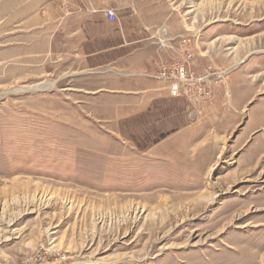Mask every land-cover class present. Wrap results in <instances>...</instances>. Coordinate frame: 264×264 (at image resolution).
Returning a JSON list of instances; mask_svg holds the SVG:
<instances>
[{"label":"rangeland","instance_id":"obj_1","mask_svg":"<svg viewBox=\"0 0 264 264\" xmlns=\"http://www.w3.org/2000/svg\"><path fill=\"white\" fill-rule=\"evenodd\" d=\"M0 264H264V0H0Z\"/></svg>","mask_w":264,"mask_h":264},{"label":"built area","instance_id":"obj_2","mask_svg":"<svg viewBox=\"0 0 264 264\" xmlns=\"http://www.w3.org/2000/svg\"><path fill=\"white\" fill-rule=\"evenodd\" d=\"M105 15L110 22L118 20L116 12L112 9H107ZM185 42L187 41H184L183 44L185 51L182 58L174 62L162 63L154 78L167 85V89L173 98H183L194 105L210 103L213 101L211 91L213 82L219 81L221 83L229 73L227 70L216 72L212 69H207L205 73L203 71L195 72L191 66V61L196 56L190 49V45Z\"/></svg>","mask_w":264,"mask_h":264},{"label":"crops","instance_id":"obj_3","mask_svg":"<svg viewBox=\"0 0 264 264\" xmlns=\"http://www.w3.org/2000/svg\"><path fill=\"white\" fill-rule=\"evenodd\" d=\"M30 10V9H29ZM28 12V9L26 10V8L25 9H22V8H19V10L18 9H16L15 11H10V14H14L15 15V13H16V15H18L17 17L18 18H20L21 20L23 19V16L26 14ZM72 12H74V11H72ZM38 16L39 15H32V16H30L28 19H27V25L29 26V27H32V28H35V26H36V24L37 25H40V24H42V21H41V19H38ZM80 16V15H79ZM78 16V17H79ZM85 16H88V20H87V22L86 21H83V23L82 22H77V21H71V20H69L68 19V21H66V22H64L63 23V25L65 26L63 29H62V32H60L58 35H57V46L59 47L60 46V40L62 39V38H69L68 39V41L69 42H67L70 46V48H73V49H69V53L70 54H75V53H77L76 52V49L77 48H81V51H82V48H83V45H79V46H76V44H75V42H73V41H76L78 38H80V35H78V32L82 29L81 28V24H83L84 26L87 24V25H89L90 26V14L89 13H87V15H86V12L85 13H83L82 14V17L83 18H85ZM17 17H15L16 19H17ZM76 17V15H73V17L72 18H75ZM7 24V23H6ZM58 28H60L59 27V24H58ZM84 29H85V27H84ZM10 32H9V34L11 35L12 34V30L10 29L9 30ZM44 31V29L42 30V32ZM7 33V32H6ZM9 35V36H10ZM52 37L54 38V36L52 35ZM8 33L6 34V37H5V45H8ZM24 40H23V38L21 37L20 39H19V41H17V40H14V41H10V42H13L14 44H18V45H16V46H14V48L18 51V49H20V47H21V44L22 43H24L23 42ZM28 42H30V38H28ZM72 43H73V45H72ZM11 44V43H10ZM12 49V46L10 45V52L12 51L11 50ZM80 50V49H79ZM236 109H242V106H240V105H238V106H236Z\"/></svg>","mask_w":264,"mask_h":264},{"label":"bare ground","instance_id":"obj_4","mask_svg":"<svg viewBox=\"0 0 264 264\" xmlns=\"http://www.w3.org/2000/svg\"><path fill=\"white\" fill-rule=\"evenodd\" d=\"M249 39H250V38H245V39H242V41H243V40H246V41H248ZM214 43H215V41H214V42H212V44H214ZM233 53H234V52H233ZM235 54H236V55H239V52H238V50H237V49L235 50ZM36 88H37V89H39V88H44V87H42V86H37Z\"/></svg>","mask_w":264,"mask_h":264}]
</instances>
